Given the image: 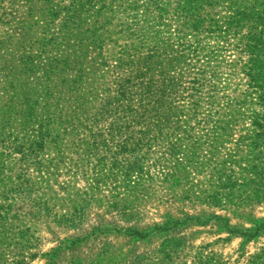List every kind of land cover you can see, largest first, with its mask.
<instances>
[{"label":"rangeland","instance_id":"obj_1","mask_svg":"<svg viewBox=\"0 0 264 264\" xmlns=\"http://www.w3.org/2000/svg\"><path fill=\"white\" fill-rule=\"evenodd\" d=\"M183 2L0 0V264L253 262L264 130L241 107L240 72L264 44V0ZM153 48L186 90L166 103L187 97L159 127L108 104L128 55ZM164 222L142 240L91 234Z\"/></svg>","mask_w":264,"mask_h":264},{"label":"trees","instance_id":"obj_2","mask_svg":"<svg viewBox=\"0 0 264 264\" xmlns=\"http://www.w3.org/2000/svg\"><path fill=\"white\" fill-rule=\"evenodd\" d=\"M164 1L168 0H152V2H155V4H157L158 2L159 4L163 5ZM185 1H188L190 3V0H184V2L182 3L183 9L186 8ZM171 2L172 0H170V3ZM79 21L80 20H78V22ZM76 36L81 44L83 40V34L79 32L76 34ZM170 51H172L171 53L173 58L177 53V50ZM187 51L189 52L188 47ZM146 52H142L141 50H139L134 54L128 55L124 64H126L125 75L129 77V83H120L118 85V93H116L114 97H112L115 101H112V103L108 102V104L116 106L115 108H118L120 112L126 113L128 116L130 115L133 121L149 120L147 118V114L145 113H150L149 116L152 119H150L149 121H158L156 122V124H158L157 126L159 127V124L163 123V121L168 120V118L162 117V112L166 111L168 113L181 114L184 113V109L182 107H186L185 100L187 99V97L185 96H183V104L181 107H171L169 103H166L169 98L167 93H177L179 91L185 93L186 90L179 89V87H177L175 82L178 78L171 75L169 69H167L166 67L164 68L160 65H153L150 63L154 59L158 61L157 57H159V62H163L164 58L168 59L169 53H165V55H162L160 54L161 52H158L157 48H153V52L150 51V53H147V55ZM246 54L249 57L248 62L241 67L240 73L241 77L245 79V92L247 93V100L243 102L241 107L244 108V112H246L247 115H249L250 113L248 118L252 123L256 124L255 127L264 130V44L262 46H256L251 49H247ZM177 55L179 56V54ZM82 58H84V55H80V57L73 55V57L69 58V60L77 62ZM209 69L211 71L213 69V66H201L198 73L195 74L196 79L198 81H205L206 75L207 73H209ZM160 82H163V84H160ZM203 88L204 87L201 86L200 89H197L194 92L201 93ZM211 88H209L208 86L207 90H210ZM198 98L200 97H197L196 99ZM195 105L197 106V104ZM249 119L239 117L234 119V121L241 123L242 121H247ZM136 123L140 124L142 122ZM243 139L244 138L242 137V140ZM248 140H250V138ZM256 144L257 146L261 145L264 149L263 134H260V136L257 137ZM167 224L168 222H164L162 224H153V226L149 227L147 230L141 228L139 229L136 227H108L104 229V231H102L101 228H97L93 230L91 234L98 235V233H109V231L111 230L115 233H121L123 231L130 238H134L135 240H142L147 238L148 236L163 232ZM262 226L264 227V220H260L257 229L253 230L256 232V235L259 234V230L262 229ZM231 230L232 229H230L229 232H231ZM250 231L251 230L248 229L245 230V232H247V235L251 234ZM251 264H264V246L260 248V251L254 255V260Z\"/></svg>","mask_w":264,"mask_h":264}]
</instances>
